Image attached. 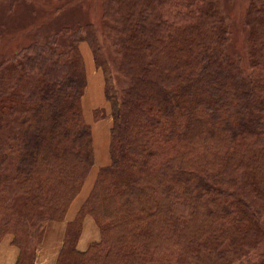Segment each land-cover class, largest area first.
I'll list each match as a JSON object with an SVG mask.
<instances>
[{
	"label": "trees",
	"instance_id": "1",
	"mask_svg": "<svg viewBox=\"0 0 264 264\" xmlns=\"http://www.w3.org/2000/svg\"><path fill=\"white\" fill-rule=\"evenodd\" d=\"M105 12L113 19L105 35L126 78L119 93L97 39L86 34L56 32L13 57L8 102L21 121L16 146L0 147V237L12 233L16 264H28L31 242H40L47 221L63 218L91 169L78 49L87 40L112 110L110 163L68 223L55 264L241 260L264 210V0H251L245 14L249 73L239 55L226 54L219 0H107ZM203 189L211 196L206 208ZM17 195L25 198L21 211ZM85 213L101 238L80 251Z\"/></svg>",
	"mask_w": 264,
	"mask_h": 264
},
{
	"label": "rangeland",
	"instance_id": "2",
	"mask_svg": "<svg viewBox=\"0 0 264 264\" xmlns=\"http://www.w3.org/2000/svg\"><path fill=\"white\" fill-rule=\"evenodd\" d=\"M106 1L107 0H0V147L3 144L9 143L12 144L14 148L18 143L20 130L21 119L16 116L14 108H12L13 104L10 105L8 102L10 97L8 86L14 83L16 79V77L10 79L14 64L16 63L13 62V57L19 51L21 52L25 48L33 45L37 40H49L56 32L64 33L66 29L69 30L68 34L75 32L81 33L82 36L86 34L85 36L88 35L90 39L96 38L101 55L107 61L111 73L112 84L118 93L124 87L126 78L116 67V63L120 61V56L116 48L117 46L110 42V38H107L105 35L106 29L108 34L111 33L110 27L113 22V19L106 15ZM219 1L227 17L229 41L226 47V54L232 56L239 55L241 57L239 66L243 71L249 73L251 68L246 47L248 28L245 23V14L251 0ZM62 39L66 38L64 37ZM63 44H65V40H63ZM78 49L82 56L86 77V84L81 98V108L84 120L91 126L94 150V161L85 181L87 182L91 177H93V180L86 198L79 204L78 208L80 209L91 192L98 170L100 167L107 166L110 163V129L113 119L111 116V105L105 97L103 69L101 66L97 65L91 45L87 40L80 41ZM87 60L90 62L89 69L87 68ZM91 85H93V88H91ZM95 116H99L100 118L95 119ZM107 117L111 120L108 128L106 126L107 121H100ZM100 127H104L105 131L98 135L95 130ZM98 138L100 139L99 141ZM14 160L15 155L10 156L7 162L8 168L6 164V168L3 170V173L7 177L12 176ZM85 181L71 200L63 218L49 220L45 223L44 233L39 239L40 242L35 244L37 241L33 240L29 246L31 250L33 246L32 252L36 250L35 247L37 248V246L42 243L45 233H47L52 225H59V222L65 220L71 203L75 200H81L79 196L81 193L83 194L82 191L85 190ZM248 189H250V187H248ZM200 196L203 197V203L206 208L207 203L211 200V196L207 192V189L201 190ZM24 200L25 198L23 196H16L15 205L18 211L22 210ZM94 214L99 218L100 224H107V220L103 218L101 214L98 212ZM87 215L92 217L95 226L97 225L96 228L99 233L98 239L92 241L89 244L90 246L92 243L100 240L101 230L95 217L91 213H85L82 218L81 230L77 241H79L83 230V222ZM256 220L258 232L255 237H253L254 243L248 248L247 254L241 260L234 258L230 261V264H261L264 260V210L257 212ZM68 223L69 221L63 229V236L61 235V231L59 232L61 238L63 237L62 244L64 242ZM7 234L13 236L12 233H6L0 237V242ZM31 253H29L28 264L33 261L31 260Z\"/></svg>",
	"mask_w": 264,
	"mask_h": 264
},
{
	"label": "crops",
	"instance_id": "3",
	"mask_svg": "<svg viewBox=\"0 0 264 264\" xmlns=\"http://www.w3.org/2000/svg\"><path fill=\"white\" fill-rule=\"evenodd\" d=\"M102 120L107 121L106 126L108 128L111 121L110 118L107 117L105 119H101L100 121ZM72 205L73 203H71V206L67 211L65 220L63 222L58 223L60 226L54 224L49 228L47 233H45L42 243L38 245L35 250L34 264L56 263L58 252L62 245V239H63V237L61 238L59 232L61 231V235L63 236V229L65 228L66 223L74 219L77 210L79 209L78 206L76 210L70 216H68ZM96 226L92 217L87 215L83 222V230L80 235L79 241H77L76 247L78 250L80 251L86 250L92 241L98 239L99 233L97 231ZM12 238L13 236L11 234H7L0 242V264H16L19 255V248L14 244H12Z\"/></svg>",
	"mask_w": 264,
	"mask_h": 264
},
{
	"label": "bare ground",
	"instance_id": "4",
	"mask_svg": "<svg viewBox=\"0 0 264 264\" xmlns=\"http://www.w3.org/2000/svg\"><path fill=\"white\" fill-rule=\"evenodd\" d=\"M89 66H90V62L87 60V68L88 69H89ZM91 88H93V85H91ZM106 124H107V122H106ZM104 131H105L104 127L96 128V130H95L96 134H98V135H100V133L101 134L104 133ZM99 140L100 139L98 138V141ZM92 180H93V177L88 179V181L85 184V190L82 191L83 194L81 193V195L79 196L81 198V200H78V201L75 200L73 202V205H72V207H71V209L69 211V215L68 216H70L76 210V208L79 206L80 202L87 196V193L89 192V189L91 187Z\"/></svg>",
	"mask_w": 264,
	"mask_h": 264
}]
</instances>
